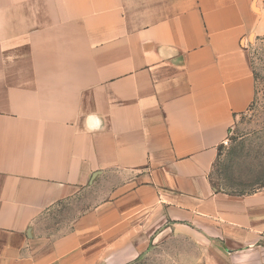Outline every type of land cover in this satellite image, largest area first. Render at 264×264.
<instances>
[{
  "label": "crops",
  "instance_id": "obj_1",
  "mask_svg": "<svg viewBox=\"0 0 264 264\" xmlns=\"http://www.w3.org/2000/svg\"><path fill=\"white\" fill-rule=\"evenodd\" d=\"M264 0H0V264H264V185L211 173L255 98ZM114 182L68 228L43 219Z\"/></svg>",
  "mask_w": 264,
  "mask_h": 264
},
{
  "label": "rangeland",
  "instance_id": "obj_2",
  "mask_svg": "<svg viewBox=\"0 0 264 264\" xmlns=\"http://www.w3.org/2000/svg\"><path fill=\"white\" fill-rule=\"evenodd\" d=\"M247 57L255 81V98L246 113L234 120L228 138L219 150L211 179L216 189L236 195L253 192L264 185V38H251ZM114 181L90 186L78 198L59 206L43 219L46 232L68 228L82 211L105 199ZM191 248L171 239L151 246L131 264H189Z\"/></svg>",
  "mask_w": 264,
  "mask_h": 264
},
{
  "label": "built area",
  "instance_id": "obj_3",
  "mask_svg": "<svg viewBox=\"0 0 264 264\" xmlns=\"http://www.w3.org/2000/svg\"><path fill=\"white\" fill-rule=\"evenodd\" d=\"M225 143V142H224Z\"/></svg>",
  "mask_w": 264,
  "mask_h": 264
}]
</instances>
